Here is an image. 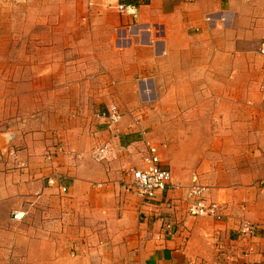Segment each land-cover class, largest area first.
<instances>
[{"label": "crops", "instance_id": "obj_1", "mask_svg": "<svg viewBox=\"0 0 264 264\" xmlns=\"http://www.w3.org/2000/svg\"><path fill=\"white\" fill-rule=\"evenodd\" d=\"M52 1L0 0V62L13 57L14 73L1 78L0 129L11 121L13 134L1 140L0 264H264V34L245 32L244 2L60 0L93 29L69 47L67 33L53 44L32 32L52 22L36 11ZM111 103L117 132L94 117ZM145 140L180 187L150 206L122 186ZM195 175L222 220L186 216Z\"/></svg>", "mask_w": 264, "mask_h": 264}, {"label": "built area", "instance_id": "obj_2", "mask_svg": "<svg viewBox=\"0 0 264 264\" xmlns=\"http://www.w3.org/2000/svg\"><path fill=\"white\" fill-rule=\"evenodd\" d=\"M127 8L119 7V12L124 13ZM209 20V19H207ZM261 55L264 56V44L260 49ZM95 119L101 122L108 131L117 132L118 127L123 119V114L115 103L109 104L105 111L94 115ZM136 123L138 121H135ZM146 133L143 132L142 136ZM109 152V146L103 145L96 147L91 152V157L97 162L105 161ZM50 160V156L47 158ZM48 184L53 185L54 181L49 180ZM125 192L136 196L144 205H152L157 202V194L169 189H180L179 186L172 185L171 173L165 170L161 165L159 148L149 140H145V151L142 157L141 168H131L125 173V179L122 182ZM62 192H66L62 189ZM169 210L175 209L177 205L171 203L164 204ZM184 209L187 217L190 218H209L220 221L224 217V204L218 201H211L207 196V187L195 175L192 183L184 189ZM26 216L24 212L14 211L11 218L14 221H22ZM164 232L167 236H173V225L165 222ZM244 232L253 234L252 225L244 224Z\"/></svg>", "mask_w": 264, "mask_h": 264}, {"label": "rangeland", "instance_id": "obj_3", "mask_svg": "<svg viewBox=\"0 0 264 264\" xmlns=\"http://www.w3.org/2000/svg\"><path fill=\"white\" fill-rule=\"evenodd\" d=\"M244 3H238V4H242L244 8L239 7V11L240 13L238 15L244 17V20H242V27L245 29H251L252 30H256L259 29L260 33L264 34V0H242ZM51 8H37L36 11L38 13H41L42 15H47L52 17L50 23L47 24H36L33 27L32 32L34 33H38L40 34H50L51 35V40L50 42L53 44H57L59 43V37H60V33H67V42H68V46L70 47V44L72 42H75V40H72L71 38H74V36H72V34L76 33V32H91L92 26L90 24H87L85 18H80L77 20V12L81 11L82 15L85 16V10L82 11L83 9H78L75 3H68L65 7V3H61L60 0H55L50 2ZM248 17V19H246ZM246 19V20H245ZM47 43L49 42V40H45ZM264 44L261 43L260 45V49L261 46ZM60 57V56H57ZM63 57V56H61ZM65 57V56H64ZM13 59V57H8V59H6L4 61L3 64V60L0 62L2 63V65H0V100H3L5 98H9L10 97V92L11 89L10 88H5L3 87V83L1 82V78L4 77V83L6 81V79H11L13 76V72H11V68L8 64H10L9 60ZM91 60H87L86 62V66H89V70L84 72L87 75H95V74H99V71L95 72H91L92 66L88 63H90ZM4 69L3 71H1V69ZM7 69H9L10 71H7ZM8 93V94H7ZM11 121H4L3 124L8 125V127L5 129L3 128V131L0 129V153L3 150H5L4 148L6 147L4 145V148H2L3 146L2 144V138L4 136L13 134V131L10 127V123ZM2 123V121H0V124ZM3 134H5L3 136ZM151 140V139H150ZM11 142V141H10ZM10 142H8V144L10 145ZM12 147V146H11ZM10 147V148H11ZM8 148V149H10ZM6 151V150H5ZM5 153L8 154V151H6ZM5 227L7 225V223H5L4 221V215H3V207L0 206V228Z\"/></svg>", "mask_w": 264, "mask_h": 264}]
</instances>
